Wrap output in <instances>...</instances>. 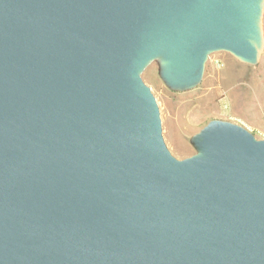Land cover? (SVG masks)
Segmentation results:
<instances>
[{"label":"water","instance_id":"water-1","mask_svg":"<svg viewBox=\"0 0 264 264\" xmlns=\"http://www.w3.org/2000/svg\"><path fill=\"white\" fill-rule=\"evenodd\" d=\"M264 0H0V264H264V139L213 118L176 158L141 72L256 64Z\"/></svg>","mask_w":264,"mask_h":264},{"label":"rangeland","instance_id":"rangeland-1","mask_svg":"<svg viewBox=\"0 0 264 264\" xmlns=\"http://www.w3.org/2000/svg\"><path fill=\"white\" fill-rule=\"evenodd\" d=\"M262 27L264 35V10ZM141 77L156 98L162 136L176 158L195 152L191 136L213 118L241 124L264 139V46L256 64L241 62L224 50L211 52L201 81L191 89H170L159 76L156 60Z\"/></svg>","mask_w":264,"mask_h":264}]
</instances>
